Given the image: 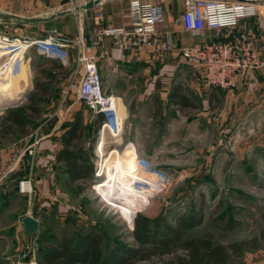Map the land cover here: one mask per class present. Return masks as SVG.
<instances>
[{"label":"rangeland","instance_id":"374dc122","mask_svg":"<svg viewBox=\"0 0 264 264\" xmlns=\"http://www.w3.org/2000/svg\"><path fill=\"white\" fill-rule=\"evenodd\" d=\"M114 5L117 17L115 25L127 23V0H117ZM59 11L62 13V27L55 24L56 28L63 34L72 33L78 18L76 9L63 6ZM28 13L32 14L31 10ZM258 16L264 18L263 7H260ZM49 26L46 23L43 28L46 30ZM8 27L12 31L19 30L15 25ZM32 29L36 31L35 26ZM27 56L31 57L34 70L45 63L33 50ZM168 56L166 54L161 58ZM5 57L0 56V67ZM16 64L17 61L11 64L13 66L8 76L0 78V94L10 93L4 89L2 81L11 80L14 89L6 100L0 98V102L19 99L24 89H31L29 80L26 86L19 85L18 77L23 73L20 64ZM186 65L178 66L172 79L181 77L179 74L191 68ZM246 86L242 79L230 90L207 86L208 89L204 91L185 85L191 98L201 104L199 109L178 111L159 104L153 117L156 118L154 126L157 134L142 133L140 139L127 140L104 132L100 151L96 150L100 140L98 130L93 162L98 173L101 172L98 179L78 196L61 185L55 197H45L39 192L34 175L36 163L30 166L23 159L19 169L0 185V264H37L40 247H47L63 236L77 241L89 229L100 233L104 251L117 243L135 245L132 230L133 219L138 212L150 218L161 216L164 222L174 224L175 218L201 210V224L187 234L201 236L212 233L215 242L227 243L257 235L261 224L260 213L264 208V193L260 188V183L264 182V91L260 86L252 89ZM66 87L67 82L59 88L56 97L42 103V114L39 120L31 124L30 133L38 128L37 135L40 137L41 128L46 127L42 123L53 112H61L66 118L69 113L73 117L77 109H83L87 110V119L89 115L93 118L91 110L76 98L75 91L66 92ZM161 87L164 85L161 84ZM209 93H215L219 101L215 98L209 102ZM70 104L73 105L69 107ZM2 110L0 108V116ZM133 144L139 148L138 157L151 160L155 167L166 174L164 186H147L164 176H145L143 168L138 166L144 160L137 164V156L131 147ZM1 148L4 154L9 151L8 146ZM95 150L101 153L100 156H95ZM134 178L135 189L125 196L120 190L123 182ZM21 180H25V184L31 188L30 193L19 191L18 183ZM111 180L114 183L110 186ZM128 199L132 200L130 209L125 205L130 202ZM214 211H226L230 218L238 221V226L228 233L216 231L209 224ZM25 215L39 221L38 230L30 233L28 241L21 222ZM167 259L169 257L166 256L153 257L136 264H165ZM230 264H264V249L246 251L239 261Z\"/></svg>","mask_w":264,"mask_h":264},{"label":"built area","instance_id":"2783aa9c","mask_svg":"<svg viewBox=\"0 0 264 264\" xmlns=\"http://www.w3.org/2000/svg\"><path fill=\"white\" fill-rule=\"evenodd\" d=\"M75 1L80 28L75 38L64 37L54 26L40 38L0 33L1 46L10 52L1 65H6L12 56L25 65L27 53L32 48L45 57L68 64V49H74V65L66 92L75 91L76 98L93 114L102 113L100 140L96 146L98 151L102 147L101 135L104 132L112 137L121 134L125 112L121 99L112 93H105L102 88L93 50L102 44L105 37L111 38L113 46L121 51H135L159 58L176 53L193 70L199 71L206 86L221 90L232 89L248 72L264 69V43L257 45L248 31L238 28L241 21L260 13L264 0H183L178 20L186 31L194 35L204 30L218 32V38L190 46L179 45L170 32L159 30L158 25L165 22L160 0H127L128 21L118 26L105 23L101 7L105 0H100L90 17L92 28L86 36L81 26L90 11V8H85L90 0ZM37 129L22 139L23 142L20 140L8 145L9 151L5 154L0 148V185L19 169L26 156L30 166L35 162L40 139ZM96 150L95 156L98 157L101 153H96ZM140 160L144 162L139 164ZM136 161L145 176H164L147 186L156 188L165 185L166 174L151 160L137 157ZM25 183V180L19 181V191L30 193L31 188Z\"/></svg>","mask_w":264,"mask_h":264},{"label":"trees","instance_id":"16d2710c","mask_svg":"<svg viewBox=\"0 0 264 264\" xmlns=\"http://www.w3.org/2000/svg\"><path fill=\"white\" fill-rule=\"evenodd\" d=\"M40 58L45 63L37 67L32 78V88L27 92L23 103L2 110L0 148L30 134L31 124L39 120L42 114V103L56 97L59 88L71 76L70 66L45 56ZM215 98L219 101L215 93L208 94L209 102ZM168 103L178 111L199 109L201 106L191 98L180 82L172 84ZM102 120V113H96L90 121L85 122L82 110L79 109L61 128L60 147L55 152V162L61 165L65 187L75 196L84 193L98 179L93 149ZM24 160L29 165L28 156ZM260 188L264 193V182L260 183ZM201 222V210L175 218L174 224L164 222L161 216L150 218L138 212L133 219L132 237L135 245L117 243L104 251L100 233L89 229L77 241L63 236L47 247H40L36 260L37 264H136L141 260L166 256L169 259L165 264H230L239 261L246 251L264 249V208L260 213L258 234L247 239L223 243L215 242L212 233L201 236L187 234ZM209 224L218 232L228 233L239 223L230 218L226 211H214Z\"/></svg>","mask_w":264,"mask_h":264},{"label":"crops","instance_id":"0c3cea01","mask_svg":"<svg viewBox=\"0 0 264 264\" xmlns=\"http://www.w3.org/2000/svg\"><path fill=\"white\" fill-rule=\"evenodd\" d=\"M91 1V0H90ZM117 0H105L101 5L105 15V23L115 25L117 17H115V3ZM164 8L165 22L158 25L162 32H170L174 40L182 46H190L196 43H201L218 38V32L215 30H204L198 35L191 34L183 28V25L178 20L183 10V0H160ZM63 6L66 8H75V0H0V33H7L9 35L29 36L32 38L43 37L49 28L56 27L57 24L62 27V15L58 14ZM264 8V5H262ZM98 8V5H93L88 14L84 18V23L81 26L84 36L91 30V15L93 11ZM58 9V11H57ZM31 10L32 14L28 13ZM76 13V12H75ZM36 17L38 21L35 23H19L18 20L24 18ZM77 17V15H76ZM49 24L48 29H44V24ZM75 25L72 28V33L63 34L67 38H75L80 32L78 18L75 20ZM122 24H126L122 22ZM8 25H15L18 31H12ZM36 27V31L32 28ZM42 26L40 29L39 27ZM240 29H245L255 39L256 44L264 43V18L253 17L241 21ZM214 35H216L214 37ZM33 50L40 57L43 55ZM68 64L73 70L75 51L68 49ZM27 53V55L29 54ZM10 52L6 51L4 46L0 44V56L8 55ZM98 70L102 80V88L105 93H112L121 99L125 107L123 130L119 135L120 138L127 140H137L141 138V134L154 135L157 134V129L154 126L156 118L155 109L160 104H165L176 109L168 103V93L170 92L173 83L180 82L185 90V85H189L196 90L208 89L201 79L199 71L189 68L187 63L176 53H168L170 56L166 58L153 57L144 53L135 51H121L113 46L112 40L105 37L102 44L93 50ZM10 62V61H9ZM14 63V62H13ZM10 62V64H13ZM21 73L25 75L23 86H26L27 80L31 83L36 70L32 69L31 57L27 56L25 65L21 62ZM16 64V65H19ZM186 73L181 77L172 79L175 69L180 65H185ZM189 73H188V72ZM158 77L162 80L158 81ZM68 79L64 83L68 82ZM187 80V81H186ZM243 84L247 88L262 87L264 91V69L248 72L243 78ZM187 82V84L185 83ZM4 89L10 93H1L0 98L6 100L11 95L13 89L12 81H2ZM1 82V83H2ZM161 84L164 87H161ZM23 88V87H22ZM213 89V88H212ZM216 92V91H214ZM264 93V92H263ZM159 97V98H158ZM164 102V103H163ZM70 104L69 107H71ZM78 110V109H77ZM177 110V109H176ZM76 112V111H75ZM74 112V113H75ZM87 110L82 109L84 121L91 120L85 116ZM62 116L61 112H53L48 114L42 124H46L45 128H41L38 150L36 154L34 175L38 183L39 192L47 198L55 197L58 189L65 187V176L62 174L61 165L55 162V152L60 147L59 135L64 124L69 122L73 117ZM74 115V114H73ZM42 127V126H41ZM5 146L4 148H6ZM134 150L135 156H140L139 148L133 144L131 146ZM39 193V194H40ZM39 224V221H38Z\"/></svg>","mask_w":264,"mask_h":264},{"label":"water","instance_id":"95a60500","mask_svg":"<svg viewBox=\"0 0 264 264\" xmlns=\"http://www.w3.org/2000/svg\"><path fill=\"white\" fill-rule=\"evenodd\" d=\"M100 0H91L89 1L86 5H85V8H91L93 5L97 4ZM58 14H62L61 12H59ZM38 21V18L36 17H29V18H24L22 20H18L19 23H35ZM28 89H24V91L22 92L21 96L19 99L13 101V102H9V103H1L0 104V108L1 109H4L6 107H9V106H15V105H18L19 103H21L22 99H23V96L27 93ZM21 222L24 226V233H25V236H26V239L27 241L30 239V233L31 232H35L38 230V220L31 216V215H25L22 219H21ZM27 251V248L25 249V253ZM19 264H28L26 262H21Z\"/></svg>","mask_w":264,"mask_h":264},{"label":"bare ground","instance_id":"6f19581e","mask_svg":"<svg viewBox=\"0 0 264 264\" xmlns=\"http://www.w3.org/2000/svg\"><path fill=\"white\" fill-rule=\"evenodd\" d=\"M10 54V53H9ZM11 63H13V62H18V59L16 58H14V56H12L11 58H10V60H9ZM10 62H8L6 65H2L1 67H0V78H3V77H6V76H8V73H10L9 72V69H11L12 68V66L13 65H11L10 64ZM18 64H19V62H18ZM15 71V70H14ZM24 75V74H23ZM23 75H19V85L20 86H22L23 85V82H24V76ZM17 79V78H16ZM17 80V81H18ZM16 85V84H15ZM18 85V84H17ZM19 87V86H18ZM17 100V99H16ZM15 101V100H14ZM11 102H13V101H11ZM1 103H5V102H0V104ZM7 103H9V102H7ZM101 172V171H100ZM100 172L99 173H97V175H99L100 174ZM118 173H119V175H120V171L118 170ZM136 180V178H134V179H132V180H127V182H123L124 183V185H123V189L121 188L120 190H121V193L122 194H124L125 196H127V195H129V193H131L134 189H135V187L134 186H136L135 185V181ZM137 182V181H136ZM114 183V181L113 180H111L110 181V183L108 184V185H112ZM118 189V188H117ZM129 197V196H128ZM129 200V199H128ZM130 202L128 203V204H125L126 205V207H128L127 209H130V207L132 206V203H131V201L132 200H129Z\"/></svg>","mask_w":264,"mask_h":264}]
</instances>
